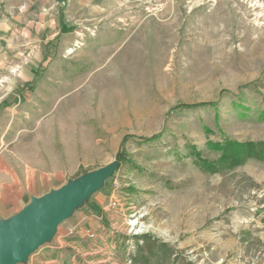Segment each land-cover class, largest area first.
I'll list each match as a JSON object with an SVG mask.
<instances>
[{"label":"rangeland","instance_id":"374dc122","mask_svg":"<svg viewBox=\"0 0 264 264\" xmlns=\"http://www.w3.org/2000/svg\"><path fill=\"white\" fill-rule=\"evenodd\" d=\"M225 140H264V0H0V221L108 171L16 264H264V161L191 154Z\"/></svg>","mask_w":264,"mask_h":264},{"label":"water","instance_id":"95a60500","mask_svg":"<svg viewBox=\"0 0 264 264\" xmlns=\"http://www.w3.org/2000/svg\"><path fill=\"white\" fill-rule=\"evenodd\" d=\"M107 174V169L87 173L41 197L32 198L16 215L0 221V264L24 260L70 214L79 200L100 187Z\"/></svg>","mask_w":264,"mask_h":264},{"label":"trees","instance_id":"16d2710c","mask_svg":"<svg viewBox=\"0 0 264 264\" xmlns=\"http://www.w3.org/2000/svg\"><path fill=\"white\" fill-rule=\"evenodd\" d=\"M156 137L157 135H153L149 137V140ZM208 146L220 153L216 162L206 160L201 157V153L195 147H191L192 157L203 171H220L223 168L235 167L245 162L247 158L264 161V140L258 142L210 141ZM260 210H264V208ZM260 222L264 229V212L260 217ZM249 238H252L254 243L264 252V235L263 237L253 235ZM130 260L131 264H194L169 243L147 233L135 236V250L131 253Z\"/></svg>","mask_w":264,"mask_h":264},{"label":"built area","instance_id":"2783aa9c","mask_svg":"<svg viewBox=\"0 0 264 264\" xmlns=\"http://www.w3.org/2000/svg\"><path fill=\"white\" fill-rule=\"evenodd\" d=\"M90 235H92V234H90Z\"/></svg>","mask_w":264,"mask_h":264},{"label":"crops","instance_id":"0c3cea01","mask_svg":"<svg viewBox=\"0 0 264 264\" xmlns=\"http://www.w3.org/2000/svg\"><path fill=\"white\" fill-rule=\"evenodd\" d=\"M48 178H49V177H48ZM48 178H47V179H48Z\"/></svg>","mask_w":264,"mask_h":264}]
</instances>
